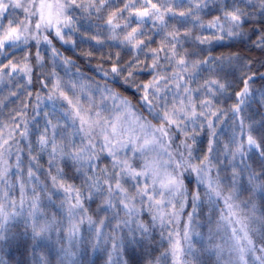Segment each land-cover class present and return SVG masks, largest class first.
Segmentation results:
<instances>
[{
    "label": "snow or ice",
    "instance_id": "1",
    "mask_svg": "<svg viewBox=\"0 0 264 264\" xmlns=\"http://www.w3.org/2000/svg\"><path fill=\"white\" fill-rule=\"evenodd\" d=\"M257 3L264 21V0ZM210 5L216 6V14L205 11ZM246 11L239 0H0V88L14 84L8 95L23 97L9 122H0V232L23 217L30 239L21 245L26 250L36 241L43 253L37 264H49L52 249L45 241L54 232L67 264H74L76 241L85 229L94 238L93 250L107 244L118 253L122 237L115 230L129 221L141 233L159 229L162 239L167 233V247L159 256L152 254L149 245L142 246L135 264H197L204 253L220 264L225 252L229 259L223 264H249L250 260L264 264V213L257 217L255 202L240 200L242 192L259 194L264 207V116L259 121L246 116L258 90L257 79L261 91L256 103L264 104V72L241 52L207 55L208 50L200 47H227L225 38L238 35L243 26L249 38L256 37L251 40L254 48L264 51V22L246 19ZM78 12L96 23L81 31ZM148 24L151 28L145 31ZM76 33L81 42L73 38ZM54 39L71 45L73 51L79 49L88 60L98 58L103 85L90 78L86 82L77 62L64 55ZM81 43L89 46L82 48ZM123 49L131 59L122 58ZM56 67L63 69V77ZM143 71L151 78L138 79L137 73ZM202 73L210 75L201 82ZM116 82L140 93L151 119L137 110ZM34 83L40 84L45 96L29 90ZM32 98L36 109L42 101L53 109L43 113V126H29L25 111L29 105L24 101ZM220 98L232 101L226 110L232 116V134L222 152L231 171L227 185L222 184L219 171L213 175V169H218L214 154L220 151L215 147L220 143L215 125L224 123ZM205 129L206 152L194 155L197 137ZM30 137L48 157L44 180L37 175L42 165L39 156L32 154ZM177 139L185 149L180 153L182 161L168 150ZM21 140L28 142L34 166H22ZM14 151L13 164L9 161ZM160 153L169 156L171 171L161 166ZM65 165L80 174L79 186L66 178ZM186 172L205 187L210 220L218 200L227 208L215 228L209 229L206 244L193 227L204 201L199 188L186 183ZM241 177H246V186L238 183ZM188 208L190 212L185 211ZM120 212L123 217L118 219ZM256 252L260 255L254 256ZM104 264H113L112 255ZM121 264H132V258Z\"/></svg>",
    "mask_w": 264,
    "mask_h": 264
},
{
    "label": "trees",
    "instance_id": "2",
    "mask_svg": "<svg viewBox=\"0 0 264 264\" xmlns=\"http://www.w3.org/2000/svg\"><path fill=\"white\" fill-rule=\"evenodd\" d=\"M228 3H231V0H227ZM215 5H210L209 9H206L205 11L208 12L209 10H211L213 12V14L215 13ZM17 15L19 16L20 19L23 18V15L21 13L17 12ZM77 19H78V25H83V27L81 28V31H85V29L87 28L89 23L95 24L96 21L92 20L89 21L88 18L86 17V15L82 14V13H77ZM264 22V21H262ZM147 31V29L145 30ZM259 31V28H257V32ZM74 39H76L78 42H81V36L79 35V33L74 34ZM255 36H252L249 38V42L247 44L245 43H240V44H233V43H229L227 44V47H222L221 45H202L200 46L203 49L208 50L206 52L207 55H219L221 52H227V51H234V52H241L244 57L247 58H251L253 59L254 63V68L256 70H258L259 72H264V67H262L261 65L264 64V51H261L260 49H256L254 48V46L251 43L252 39H255ZM154 40H159V36H154ZM89 43H94V42H89ZM54 44L57 45V48L64 54L67 56H71L73 57V59L77 62L78 66L80 67L81 72L84 74L85 78H86V82H88V79L90 78L91 81H96L99 82L101 85H103V83L105 82V78H103L102 74L97 70L96 68V63L98 62V58H93L91 60L86 59L85 57H82L79 55V49H77L76 51H73V48L71 45H64L62 44L60 41L55 40L54 39ZM89 45L88 43H81V47L82 48H87ZM104 51H107V49H103ZM112 50H116L115 48H113ZM17 56L20 55L19 52L16 53ZM46 55H48L46 53ZM122 58L126 61L128 59H131V57L128 55V50L127 49H123L122 50ZM48 67L51 68L52 67V62L49 60L48 61ZM55 70L57 72H59V74L63 77L64 76V71L61 67H56ZM35 75L39 76L40 73L37 71L35 73ZM208 75H210L209 73H202L198 79L202 82L203 79H206L208 77ZM137 77L140 80H144L146 81L147 79L151 78V75L147 72V71H143V72H139L137 73ZM41 79H43V77H40ZM65 79H67V77H64ZM114 82L111 81L110 79L108 80V84L110 86H112ZM116 86L119 88V90L121 92H123L126 96H128L129 98H131L133 100V103H135L137 105V110L142 112L143 116H148V110L144 107H142L143 102L139 100V96L140 93L136 91L135 88H130L127 85H123L122 83L116 82ZM196 84H193V87H196ZM255 87L256 88H260L261 87V82L259 79L256 80L255 82ZM9 90H15V85L14 84H9L7 87L5 88H0V100L3 101V104L0 105V122H4V123H8L9 119H10V115L13 114V110L18 108L20 106V99H22L23 97H21L20 99H18L17 97H12L9 96ZM30 91L32 92H39L40 95L43 97L46 95L45 90H43L40 87L39 83H34L33 86H31L29 88ZM97 102L99 103V96L97 95L96 97ZM24 103L28 104L29 107L25 110L27 112L30 124V127H33L35 125H39V126H43L44 125V112H52V107L50 105L49 102L46 101H42L40 102V107L38 109L35 108L36 105V100L34 98H32L31 100H25ZM232 103V101L230 99H224V98H220L219 100V106L222 109H225L224 112V123H219L217 122L215 127L217 128V137L219 138H223L222 141L221 139H219L220 143L218 145H216L215 147H217L218 149L223 150V144L228 143L229 142V136H230V126H232V116L231 113L226 111L227 108L230 106V104ZM38 113V114H37ZM246 116L250 119V120H256L259 121L261 119V116H264V106H262L261 104L258 103H254L250 108L247 109L246 111ZM149 119H151L150 116H148ZM33 140V144H32V154L33 155H38L39 156V164L42 165V167L45 166L46 164V170L48 171V157L46 153H40L39 152V148L35 145V139L34 137H30ZM182 139V137H180ZM179 140L177 139V142ZM207 141H208V136H207V129H205L203 132H201V134L197 137V144L195 147V151H197L199 153V155L202 152H206V145H207ZM27 141L21 140L20 141V147L24 148V151L21 152L23 158L25 159V157H28V148H27ZM26 160V159H25ZM27 161V160H26ZM28 162V161H27ZM47 171H45L44 169L40 172L37 173V175L40 177L41 180H44L45 175L47 173ZM65 172L67 174L66 178L69 179V182L75 183L78 186L81 183V177L79 173H76L74 171V169L70 166V165H65ZM186 182L189 184V186L191 188H194V179H192L191 177L187 176ZM239 183L241 184V186H246L247 185V179L246 177H241L239 180ZM249 192H242V196L244 195H251L250 199L254 200L255 203H257L258 206H260L262 208V213H264V207H262V200L259 194L253 195L252 193ZM90 206L92 208L96 207V204L93 202H89ZM190 209V208H189ZM208 211V207L205 205L203 207V210L201 212V223H203L202 227H204L207 229L208 228V224L213 223L214 221V216L215 214L213 213L211 220L209 219V216L207 214ZM145 219H147V215H145ZM203 230V231H204ZM153 239H152V243L149 244V249L152 251V254L155 256H159L161 252L164 251V249L167 247V235L165 233V236L161 237L160 235V230L156 229L153 232ZM201 248V245H198ZM197 250H200L197 247ZM95 257V264H104V260H105V255L103 253H96L94 255ZM7 258V257H6ZM54 258V257H53ZM197 264H217V260L216 257H211L209 258L207 253H204L202 255H200ZM220 264H222V262L220 261Z\"/></svg>",
    "mask_w": 264,
    "mask_h": 264
},
{
    "label": "clouds",
    "instance_id": "3",
    "mask_svg": "<svg viewBox=\"0 0 264 264\" xmlns=\"http://www.w3.org/2000/svg\"><path fill=\"white\" fill-rule=\"evenodd\" d=\"M239 2H241L247 9L244 13L246 19H250L254 22H262L260 21L262 14L259 10L257 0H239ZM252 4H256L257 7H251L250 5ZM238 32V35L226 37L223 44H247L249 42V36L246 28L242 26L238 29ZM260 91L261 90L258 88L256 96L251 101V106L259 100ZM261 105L264 106V104ZM144 108L147 109V105H145ZM148 116L144 117L149 119ZM181 137L183 138V134H181ZM168 150L172 152V155L177 160H183L180 153H183L185 149L179 141L174 146L170 145ZM158 158L163 168H166L169 171L172 170L174 165L168 155L160 153ZM191 162L196 163L197 161L193 158ZM185 174L188 173L186 172ZM192 176L195 175L193 174ZM26 211L27 207L25 208V212ZM120 217H123V212H120L118 219ZM26 229H28V224L23 217H20L9 222L7 228L0 232V259L4 260V264H37L38 258L43 253L41 252V249L36 246V241L33 240L31 243L27 244L26 250L25 247L21 245V241L27 242L30 239ZM105 231L107 232L108 230L106 229ZM115 231L122 237L118 253H113L111 247L107 244H105L103 248L96 247L95 250H93L94 238L92 237V234L87 229L82 231L80 236L77 238L76 248L74 249L77 252V255L72 258L74 264H95V257L94 255H90V252L93 254L103 253L105 255V259H107L108 255H112L113 264H121V262L127 258H132V264H135L134 257L136 252H138L142 246L152 243L151 237L154 232L141 233L136 229L135 223L132 221H129L127 224H121V227ZM59 239L58 232H54L50 234V238L45 241V243H47L52 249L49 264H67V258L61 251V244L58 242ZM64 246H67L66 241ZM125 251H127V257ZM253 255H260V253L256 252ZM249 264H253V260H250Z\"/></svg>",
    "mask_w": 264,
    "mask_h": 264
},
{
    "label": "rangeland",
    "instance_id": "4",
    "mask_svg": "<svg viewBox=\"0 0 264 264\" xmlns=\"http://www.w3.org/2000/svg\"><path fill=\"white\" fill-rule=\"evenodd\" d=\"M18 13H20L19 11H17ZM22 19H24V16H23V18ZM149 28H151V24H148V25H146L145 26V30L147 29H149ZM55 46L57 47V45L55 44ZM110 86V85H109ZM230 136H229V139H230V137H231V131H230ZM219 139H221V141H222V137L221 138H219ZM176 143H177V140H176ZM222 152H223V150H221V151H218L217 153H215L214 154V162H218V169H213V175H215L216 174V172L217 171H219V174H220V176H221V180H222V184H224V185H227L228 184V177H230V175H231V171H230V165H228V161H227V158L222 154ZM24 153H25V151H24ZM20 155H21V158H22V166L23 167H27L28 165H29V163H31L33 166L35 165V163L36 162H34V161H30V157L28 156H26L25 157V159L28 161H26L24 158H23V156H22V153H20ZM194 155H199V153L197 152V151H195L194 150ZM14 156H15V151H14V153H13V159H11L9 162L10 163H15V160H14ZM217 158H218V160H217ZM101 167H103V164H101L100 165ZM45 170V171H47L46 170V164H45V166L44 167H40L39 169H36V171H37V173L38 172H40V171H42V170ZM185 176L187 177L188 176V174H185ZM188 177H191L192 179H194V188H199V191H200V194H201V197H202V199H203V201H204V206L206 205L207 207H208V201H207V197L205 196V191H206V189H205V187L203 186V185H197L196 184V178H195V176H188ZM187 183V182H186ZM239 183V182H238ZM240 184V183H239ZM241 185V184H240ZM249 193H251V192H249ZM248 193V194H249ZM250 197H251V195H244V196H240V200H250ZM53 199H55V197H53ZM251 202H254V200H251ZM256 204V215H257V217H259L261 214H262V208L260 207V206H258L257 205V203H255ZM203 206V207H204ZM220 209H223V213H221L219 210ZM202 210H203V208L201 209V211L199 212V213H197L196 214V217H195V223H194V225H193V227H195V229H196V231H198V232H200L201 233V237L203 238V240H204V243L206 244L207 243V236H208V232H209V229L210 228H215V225H216V222H217V220H219L220 219V216L222 215V214H226L227 213V208L225 207V205L223 204V202L221 201V200H218L217 202H216V204L214 205V207H213V213L215 214V216H214V221H213V223H211V224H208L209 226H208V228L206 229L205 228V230H204V227L205 226H203L202 227V225H203V223H201V212H202ZM51 211H55V209H51ZM185 211L186 212H190L191 211V209H185ZM247 211V210H246ZM207 214H208V211H207ZM182 224L184 223V221L182 220V222H181ZM254 227H259V225H253ZM204 230V231H203ZM166 233V232H165ZM166 235H167V233H166ZM256 240H257V245L258 246H260L259 245V236L257 235L256 237H254ZM197 239L198 238H196V237H194L193 238V241H194V243H195V246H196V249H197V247L200 249V247L198 246V245H200V243H197L196 241H197ZM96 253H91L90 252V255H95ZM7 259V258H6ZM229 259V255H228V253L227 252H225V254H224V257H223V259H222V264H223V262L224 261H227Z\"/></svg>",
    "mask_w": 264,
    "mask_h": 264
}]
</instances>
